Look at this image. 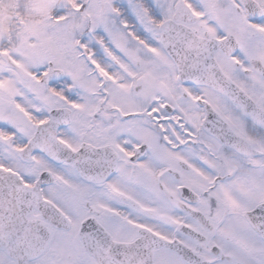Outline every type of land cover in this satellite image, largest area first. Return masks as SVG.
Returning <instances> with one entry per match:
<instances>
[{"label": "snow or ice", "instance_id": "1", "mask_svg": "<svg viewBox=\"0 0 264 264\" xmlns=\"http://www.w3.org/2000/svg\"><path fill=\"white\" fill-rule=\"evenodd\" d=\"M0 264H264V0H0Z\"/></svg>", "mask_w": 264, "mask_h": 264}]
</instances>
